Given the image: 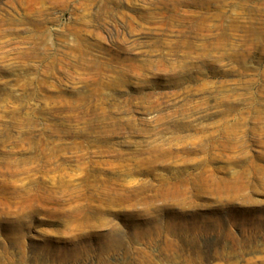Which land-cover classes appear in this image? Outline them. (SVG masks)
<instances>
[{
  "label": "rangeland",
  "instance_id": "1",
  "mask_svg": "<svg viewBox=\"0 0 264 264\" xmlns=\"http://www.w3.org/2000/svg\"><path fill=\"white\" fill-rule=\"evenodd\" d=\"M0 264H264V0H0Z\"/></svg>",
  "mask_w": 264,
  "mask_h": 264
},
{
  "label": "bare ground",
  "instance_id": "2",
  "mask_svg": "<svg viewBox=\"0 0 264 264\" xmlns=\"http://www.w3.org/2000/svg\"><path fill=\"white\" fill-rule=\"evenodd\" d=\"M181 248V247H180ZM233 257V256H232ZM234 258H235V255H234ZM187 262V261H186ZM200 262V261H199Z\"/></svg>",
  "mask_w": 264,
  "mask_h": 264
}]
</instances>
